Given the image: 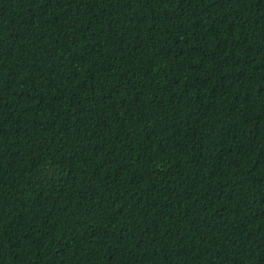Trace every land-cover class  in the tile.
Returning a JSON list of instances; mask_svg holds the SVG:
<instances>
[{
    "label": "trees",
    "instance_id": "16d2710c",
    "mask_svg": "<svg viewBox=\"0 0 264 264\" xmlns=\"http://www.w3.org/2000/svg\"><path fill=\"white\" fill-rule=\"evenodd\" d=\"M0 264H264V0H0Z\"/></svg>",
    "mask_w": 264,
    "mask_h": 264
}]
</instances>
